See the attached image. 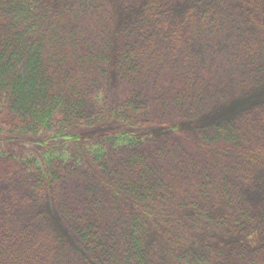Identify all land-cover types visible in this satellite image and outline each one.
Masks as SVG:
<instances>
[{
    "label": "trees",
    "instance_id": "16d2710c",
    "mask_svg": "<svg viewBox=\"0 0 264 264\" xmlns=\"http://www.w3.org/2000/svg\"><path fill=\"white\" fill-rule=\"evenodd\" d=\"M106 1L117 21L108 35L83 28L102 0H0V135L37 140L29 157L0 150V264H156L158 254L172 264H264V112L200 130L229 154L233 178L216 181L199 171L198 152L167 162L159 136L178 127L146 118L147 67L184 63L192 20L206 15L187 0ZM231 4L243 26L238 59L257 61L264 0ZM103 79L123 86L120 100L95 97ZM167 164L177 168L163 172ZM171 204L192 210L189 245L179 225L153 219ZM199 232L203 242L191 240Z\"/></svg>",
    "mask_w": 264,
    "mask_h": 264
},
{
    "label": "rangeland",
    "instance_id": "374dc122",
    "mask_svg": "<svg viewBox=\"0 0 264 264\" xmlns=\"http://www.w3.org/2000/svg\"><path fill=\"white\" fill-rule=\"evenodd\" d=\"M102 2L104 11H99L94 18L85 21L83 28L102 31L104 35H108L109 31L116 27L117 21L112 19V4L106 0ZM184 6H194L200 15L204 13L205 21L192 20L195 30L191 44L185 49L187 60L184 63L182 60L176 65L171 62L169 65H173L170 69H167L169 65L164 69L155 68L152 64L147 67L144 95L147 96L149 104L146 118L149 122L156 121L154 127L159 130L178 127L176 131L170 130L159 136L162 149H168L171 153L166 157L167 162L174 163L181 151L191 157H196L198 152L201 164L199 171L202 174H211L213 181L224 176L230 178L232 171L229 154L225 155L223 147L220 148L216 142L211 144L202 140L200 130L203 128L205 133L211 135L216 124H249L259 111L264 112V36L259 33L256 36L261 45V54L257 61L251 62L241 56L238 59L237 28L243 26L231 0H187ZM208 7L210 12L207 14ZM96 39L99 41L101 37ZM108 84V80L103 79L101 91L95 97L99 100L107 99L108 102L120 100L123 86ZM190 124L193 126L189 127ZM36 142L35 138H22L7 143L0 135V150L16 158H25L31 156ZM204 149L207 152H204ZM151 152L152 150L147 151V154ZM109 162L112 167L114 161L109 159ZM175 168L177 166L173 164L161 167L163 172ZM163 178L171 179L166 173ZM193 179L196 181L197 177L194 176ZM66 184L70 191L78 187L75 179H70ZM181 187H172V191L181 195ZM179 197V201L184 202L183 205H188L184 196ZM210 204L198 203L209 210ZM190 205L197 207L193 202ZM156 212L159 217L154 215L153 219L159 223L173 225L174 228L176 224L179 225L184 242L188 245L191 243L189 233L193 236L194 231L189 230H192V225L188 221L183 223L187 216L192 215L190 206L189 210H181L177 205L171 204L170 207H158ZM203 235L199 232V235L195 234L191 240L203 242ZM166 243L167 241L163 240L160 245ZM68 244L71 249L77 247L74 237H71ZM201 254L212 259L206 250H202ZM158 255L155 257L156 264H172L169 254L166 257L164 255L165 258Z\"/></svg>",
    "mask_w": 264,
    "mask_h": 264
}]
</instances>
